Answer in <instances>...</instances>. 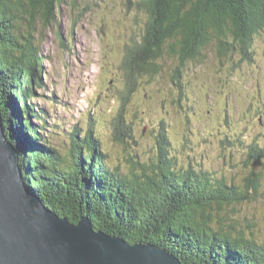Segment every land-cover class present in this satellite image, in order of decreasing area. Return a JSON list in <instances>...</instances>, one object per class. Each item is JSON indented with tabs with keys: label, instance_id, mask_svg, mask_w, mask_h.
Wrapping results in <instances>:
<instances>
[{
	"label": "trees",
	"instance_id": "16d2710c",
	"mask_svg": "<svg viewBox=\"0 0 264 264\" xmlns=\"http://www.w3.org/2000/svg\"><path fill=\"white\" fill-rule=\"evenodd\" d=\"M62 2L0 0L2 129L17 150L31 192L71 223L85 216L93 230L163 248L181 264H264V242L249 231L255 225L232 217L237 205L258 197L262 175L254 168L235 185L191 162L179 167L168 155L163 125L154 160L141 164L131 157L126 172L109 166L91 127L79 138L80 129H74L64 155L38 134L42 129L31 119L44 120L27 104L39 84L32 35L35 24L49 23ZM140 7L150 19L141 40L126 48L120 68L126 79L123 105L138 78L161 73L165 47L179 65L200 60L210 44L220 63L231 62L234 54L252 62L253 44L264 35V0H145ZM249 154L248 162L264 168V147L254 143Z\"/></svg>",
	"mask_w": 264,
	"mask_h": 264
},
{
	"label": "rangeland",
	"instance_id": "374dc122",
	"mask_svg": "<svg viewBox=\"0 0 264 264\" xmlns=\"http://www.w3.org/2000/svg\"><path fill=\"white\" fill-rule=\"evenodd\" d=\"M144 1L64 0L49 23L35 24L39 84L27 104L44 121L32 118L31 124L61 155L74 129L79 138L91 127L106 162L124 172L131 157L141 164L154 160L161 125L179 167L191 162L235 185L254 168L262 175L258 197L237 205L232 217L249 219L253 238L264 242V168L247 161L254 143L264 147V35L253 44L252 62L234 54L220 63L210 44L200 60L179 65L165 47L161 73L138 78L123 105L120 68L126 48L147 30Z\"/></svg>",
	"mask_w": 264,
	"mask_h": 264
},
{
	"label": "water",
	"instance_id": "95a60500",
	"mask_svg": "<svg viewBox=\"0 0 264 264\" xmlns=\"http://www.w3.org/2000/svg\"><path fill=\"white\" fill-rule=\"evenodd\" d=\"M2 128L0 113V264H181L163 248L95 231L85 216L74 224L52 212L31 193Z\"/></svg>",
	"mask_w": 264,
	"mask_h": 264
},
{
	"label": "bare ground",
	"instance_id": "6f19581e",
	"mask_svg": "<svg viewBox=\"0 0 264 264\" xmlns=\"http://www.w3.org/2000/svg\"><path fill=\"white\" fill-rule=\"evenodd\" d=\"M232 53V52H231ZM32 193V192H31ZM38 197V196H37ZM39 198V197H38ZM40 199V198H39Z\"/></svg>",
	"mask_w": 264,
	"mask_h": 264
}]
</instances>
